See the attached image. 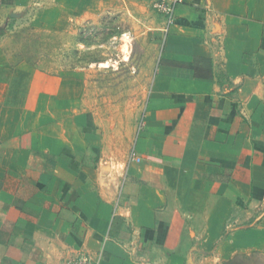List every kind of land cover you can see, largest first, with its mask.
I'll return each instance as SVG.
<instances>
[{
    "label": "crops",
    "instance_id": "crops-1",
    "mask_svg": "<svg viewBox=\"0 0 264 264\" xmlns=\"http://www.w3.org/2000/svg\"><path fill=\"white\" fill-rule=\"evenodd\" d=\"M22 6L0 0V16ZM154 14L157 69L123 157L97 156L62 78L0 55V264L101 248L99 264H223L264 247V0H182L166 32Z\"/></svg>",
    "mask_w": 264,
    "mask_h": 264
},
{
    "label": "rangeland",
    "instance_id": "rangeland-1",
    "mask_svg": "<svg viewBox=\"0 0 264 264\" xmlns=\"http://www.w3.org/2000/svg\"><path fill=\"white\" fill-rule=\"evenodd\" d=\"M20 1L24 6L0 16L2 60L62 78L63 103L87 114L101 145L97 156L123 157L120 147L133 145L156 73L159 19L150 6L139 10V0L95 14L73 12L72 0ZM263 249L223 264H264Z\"/></svg>",
    "mask_w": 264,
    "mask_h": 264
},
{
    "label": "built area",
    "instance_id": "built-area-1",
    "mask_svg": "<svg viewBox=\"0 0 264 264\" xmlns=\"http://www.w3.org/2000/svg\"><path fill=\"white\" fill-rule=\"evenodd\" d=\"M182 4V0H151L150 8L151 10L160 15L164 20L166 32L169 27L174 25L176 18V11ZM102 248L98 252L97 256H92L89 253H79L69 264H99L100 254Z\"/></svg>",
    "mask_w": 264,
    "mask_h": 264
}]
</instances>
